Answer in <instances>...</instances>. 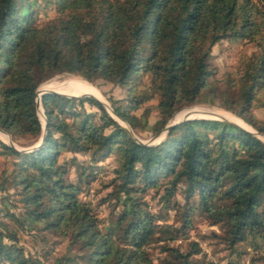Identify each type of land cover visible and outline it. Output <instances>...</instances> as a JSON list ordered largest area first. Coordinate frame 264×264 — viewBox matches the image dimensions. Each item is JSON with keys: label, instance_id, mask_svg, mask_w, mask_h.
Instances as JSON below:
<instances>
[{"label": "trees", "instance_id": "obj_1", "mask_svg": "<svg viewBox=\"0 0 264 264\" xmlns=\"http://www.w3.org/2000/svg\"><path fill=\"white\" fill-rule=\"evenodd\" d=\"M47 8L55 14L39 22ZM221 39L257 49L216 77L211 50ZM60 73L123 87L122 99H108L134 131L156 134L182 108L217 103L264 134V117L253 110L264 105V0H0V128L14 142L40 139L36 89ZM155 96L158 117L150 122L143 104ZM40 105L45 133L36 146L20 150L0 139L7 162L0 170V264H44L24 253L19 228L65 241L56 257L62 264H155L151 245L161 264H212L191 237L198 216L217 225L209 236L231 252L246 244L249 264H264V141L254 133L195 117L147 143L92 95L45 92ZM63 152L70 155L61 159ZM112 155L111 175L101 180L110 189L100 198L109 210L100 216L81 193ZM171 209L177 223L167 219Z\"/></svg>", "mask_w": 264, "mask_h": 264}, {"label": "rangeland", "instance_id": "obj_2", "mask_svg": "<svg viewBox=\"0 0 264 264\" xmlns=\"http://www.w3.org/2000/svg\"><path fill=\"white\" fill-rule=\"evenodd\" d=\"M55 14L52 8L47 9H40L38 12V21L42 22L47 20L48 18L52 17ZM257 47L250 42H245L243 40L240 41H232L229 39H221L217 43H215L212 47V63L217 67L216 77H221L225 71L234 72L237 61L240 55L243 53H251L255 51ZM42 89H54L56 91H60L61 93L67 94H80V93H92L96 95L99 99H101L104 103L110 105V101L108 96H112L116 99H122L125 95V90L123 87L116 85L110 81L97 79L94 82L87 81L79 76H74L69 73H60L56 74L53 77L45 80L42 82L37 88V94H40V90ZM39 90V91H38ZM158 103V96L150 99L149 101L145 102L143 106L149 105L150 115L149 121L153 122L158 117V111L156 105ZM189 109L183 110L176 114V116L171 118L170 120H182L184 117L192 113L191 116H201L199 115V111L204 110L202 113L209 115L206 117H211V115L219 117L215 115L219 114L221 116L226 117L236 123L250 128L246 123L239 120L234 113L229 110H226L220 106L215 104L209 103H196L189 106ZM142 108L136 110L137 113L142 111ZM183 109V108H182ZM254 112L259 117H264V105L258 106L255 105L253 107ZM229 111V112H228ZM234 114V115H233ZM38 115L41 120H43V111L41 105L38 108ZM217 119V118H215ZM221 120V119H220ZM129 130L132 132L138 139L147 142V143H155L159 142L163 139L165 135L164 129L160 130L156 134L152 133L147 129H138L136 131L132 130L130 126L123 123ZM4 134L0 133V138L3 140H10L12 139L11 136L9 138ZM13 141V140H12ZM21 142H26L27 139H21ZM39 140H37L32 145L21 146L19 143L14 142L17 147H32L35 145ZM67 155H70L69 152H63L61 155V159ZM78 157L83 158L84 156L78 154ZM103 165L102 170L99 173L97 179L92 181L89 186H86L81 193L82 197L85 199H89L93 205L96 207L97 212L100 216H105L108 213L109 207L107 202L100 203V198L106 194L107 190L110 187H105L102 181H106L110 175V167L111 164L114 163L113 155L109 156L107 159L100 161ZM7 164L5 158L0 155V170ZM71 178L75 177L74 170L70 171ZM1 194V193H0ZM177 198L182 200V196L177 194ZM146 199L149 202L150 209L153 211H157L159 209L160 204L156 202V198H152L151 194L146 195ZM14 211H18V208H14ZM168 217L167 219L171 221L175 220L176 216L174 214V210H169L167 212ZM12 224H14L11 220H9ZM217 229V225H210L203 217H196L194 228L191 230V237L197 239L202 246L203 252L206 255V258L212 261V264H226L228 261H235L237 264H249V257L252 254V250L249 249L246 244L244 246H236L235 250L243 252L238 253L237 251L231 252L229 249L226 248L225 244L219 242L216 238L211 237L208 235L209 230ZM41 233L44 237H41ZM19 240L18 244L22 246L24 253L27 255H34L38 257L44 264H62L57 260L56 257H59L66 252V242L60 240L57 235H54L50 232H40L33 229H20L18 230ZM149 250L151 251L153 260L155 264H161L158 257L160 255L158 248L155 245L149 246ZM70 253L72 251H69ZM69 264H83L82 261L77 260L71 262Z\"/></svg>", "mask_w": 264, "mask_h": 264}, {"label": "water", "instance_id": "obj_3", "mask_svg": "<svg viewBox=\"0 0 264 264\" xmlns=\"http://www.w3.org/2000/svg\"><path fill=\"white\" fill-rule=\"evenodd\" d=\"M38 88V87H37ZM45 92H57V93H60V94H63V95H70V96H80V95H83V94H88V95H92V96H94V97H96L97 99H99L96 95H94V94H92V93H80V94H67V93H61L60 91H56V90H54V89H42L41 91H40V95H39V98H36V102H37V105H40V96L43 94V93H45ZM36 93H37V89H36ZM103 104H104V106L106 107V109H107V111H108V113L114 118V119H116L128 132H130V130L121 122V121H123V122H125L123 119H121L119 116H117L116 115V113L113 111V109H112V107L109 105V104H106V103H104L101 99H99ZM191 114L192 113H189V114H187L185 117H184V119H186V118H195V117H202V118H217V119H226V120H228V121H230V122H232V123H234V124H236V125H238L239 127H241V128H243V129H245V130H247V131H250V132H252V133H254L257 137H259L261 140H263L260 136L262 135V136H264V134H262V133H260V132H258V131H256L252 126V128L251 129H248V128H246V127H243L242 125H240V124H238V123H236L235 121H232V120H230V119H227V118H224V117H221V116H219V117H206V116H191ZM39 116V115H38ZM39 119H40V117H39ZM180 120H169V122L166 124V126L163 128L164 129V131L166 132V130L168 129V127H170V126H172L173 124H175V123H177V122H179ZM40 122H41V124H42V133H41V136H40V139H39V141L35 144V145H33V146H36L39 142H40V140L43 138V136H44V133H45V120H44V116H43V120H41L40 119ZM0 130L1 131H3V132H5L4 130H2L1 128H0ZM7 133V132H6ZM131 133V135L136 139V140H138V141H140V142H144V141H142V140H140V139H138L132 132H130ZM8 135H9V137H10V134L9 133H7ZM1 139V138H0ZM3 142H5V143H7V144H9V145H12L13 147H15L16 149H20V150H25V149H30V148H32V147H17L15 144H14V142L12 141V139H10L9 141H5V140H3V139H1ZM264 141V140H263Z\"/></svg>", "mask_w": 264, "mask_h": 264}, {"label": "bare ground", "instance_id": "obj_4", "mask_svg": "<svg viewBox=\"0 0 264 264\" xmlns=\"http://www.w3.org/2000/svg\"><path fill=\"white\" fill-rule=\"evenodd\" d=\"M39 91V90H38ZM41 91V90H40ZM84 93H86V92H84ZM37 94V93H36ZM39 95L40 94H37V97L36 98H39ZM37 107L39 108V105H37ZM188 110L189 109V107H186V108H183V109H181L180 111H178V112H176L173 116L175 117L176 116V114H178L179 112H181V111H183V110ZM204 110H202V111H199V115H201V116H209V115H206V114H204V113H202ZM215 115H217V116H221V115H219V114H216L215 112H213ZM173 117V118H174ZM211 117H216V116H213V115H211ZM221 117H224V116H221ZM224 118H226V117H224ZM122 123H125V124H127L126 122H123V121H121ZM128 125V124H127ZM129 126V125H128ZM244 127V126H243ZM248 129H251V128H248ZM0 133H2V134H4V135H6V137L7 138H9V135L6 133V132H3V131H1L0 130ZM4 135H2L3 136V138H5V136ZM263 140H264V136H260ZM5 141H9V139L8 140H5Z\"/></svg>", "mask_w": 264, "mask_h": 264}]
</instances>
